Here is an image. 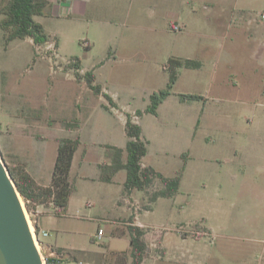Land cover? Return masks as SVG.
Listing matches in <instances>:
<instances>
[{"label": "rangeland", "instance_id": "374dc122", "mask_svg": "<svg viewBox=\"0 0 264 264\" xmlns=\"http://www.w3.org/2000/svg\"><path fill=\"white\" fill-rule=\"evenodd\" d=\"M233 8L244 11L255 25L264 21V0H147L135 5L131 18L144 17L152 27L134 30L129 27L131 22L122 25L119 33L134 41L121 44L116 54L117 33L101 31L86 20L36 16L51 38L44 46H35L30 38L15 39L6 45L0 27V137L7 122L18 117L22 107L28 111L22 116L25 125L35 136L27 140L31 150L55 152L54 136H75L58 121L75 119L84 128V134L95 129L100 132L96 138H85V142L97 143L90 149L94 153L107 152V145L128 139L126 112L135 114L141 110L140 125L150 142V154L145 161L150 160L170 173H183L182 168L188 164L186 179L175 197L180 202L190 200L192 206L174 216V221L189 216L195 220L193 224H177L176 228L197 229L205 218L216 232L234 235L227 238L228 243L252 248V264H263L264 98H259V105L247 107L219 99L209 85L213 75L209 69L196 73L193 68L182 67L168 102L158 109L159 114L145 112L151 104L150 96L167 87V64L171 58H180L178 54L199 55L197 45L206 42L212 47L207 57H217L230 49L238 63L242 61L241 55L247 53L242 48L244 35L238 34L234 42L228 37L211 44L208 38L199 36L200 28L183 27L195 17L207 30L216 28L211 32L222 34ZM189 10L195 13L190 16ZM167 12H178L182 17H166ZM174 25H179L180 30H175ZM234 30L240 33L242 28L235 26ZM90 35L95 38L93 42L96 40L95 46L87 45ZM73 57L81 58L84 68L99 64L95 70H87L94 71L97 82L113 97L117 107L106 108L109 102L103 95L96 94L86 83L79 84L68 67ZM218 68L221 73L226 66L219 63ZM180 94L198 97L181 100ZM50 120L53 125H49ZM134 120L138 121L137 116ZM107 122L112 123L111 134L115 138L111 134L101 135ZM0 151L3 155L1 146ZM80 157L78 153L70 176L76 191L67 212L61 215L55 206L44 209L45 213L39 206L33 214L28 211L36 234V225L40 228L44 245L39 243V248L45 258L44 250L50 245L65 253L62 264H122L117 255L129 248L127 223L134 215L153 233L171 228L165 224L171 219L168 207L173 200L160 197L158 202H150V193L163 187L160 180L149 190L134 189L129 193L124 188L125 169L111 183L87 178V163ZM12 160L15 163L21 159L15 156ZM149 204H154L156 210L147 209ZM99 229L106 233L97 239ZM42 231L48 235L44 236Z\"/></svg>", "mask_w": 264, "mask_h": 264}, {"label": "crops", "instance_id": "0c3cea01", "mask_svg": "<svg viewBox=\"0 0 264 264\" xmlns=\"http://www.w3.org/2000/svg\"><path fill=\"white\" fill-rule=\"evenodd\" d=\"M47 1V6L43 11L44 16H65L72 18V20H86L89 24H95L97 28H100L101 31H114L115 40L119 39L116 42V47L114 53L116 54L120 50V45L130 44L132 40L129 36H122L118 29L125 24L130 25L129 27L136 29H148L152 27L151 23L145 20L144 17L132 19L131 17L135 5H140V3H145L147 0H45ZM168 0H164L166 2ZM175 3V0H173ZM191 1V0H190ZM244 11L241 13L233 8L230 12L231 20L226 23V29L224 33L219 34V32H211L216 30V28H211L207 30L204 24L201 21H198L195 17L191 20V23L183 24L184 29L198 27L201 29L200 32H197L199 36L208 38L211 44L218 42V40L226 41L230 37L231 42H234V38L238 34L244 35L245 41L243 42L242 48L247 50V53L242 54L240 63L235 58L234 54L230 49L222 51L217 57L209 58L207 55L212 50L210 45L207 43L198 44L197 48L199 49V55H190L178 54L180 59H193L199 61V66L193 67L194 72L199 73L204 69H209L211 71L212 79L209 83L212 89L217 93L219 99H225L228 102H235L244 107L248 105H259L260 97L264 98V21L258 22L257 25L251 23V20L245 17ZM192 16L195 11L189 10L187 12ZM142 13H138L141 15ZM189 16V17H190ZM125 17V20H122ZM166 17H178L181 19L182 15L178 12H167ZM188 17V18H189ZM190 22V18L188 19ZM220 21V20H219ZM41 23V22H40ZM43 24V23H42ZM219 22L217 23V25ZM222 24V23H221ZM224 24V23H223ZM237 24V25H235ZM44 25V24H43ZM235 26L242 28L240 33H236L234 30ZM44 27H46L44 25ZM46 29V28H45ZM47 31V29H46ZM90 33V32H88ZM225 37V39H224ZM91 35L86 40L89 47L92 44L96 45V40L93 42ZM32 40V39H31ZM237 40V39H236ZM33 41V40H32ZM93 42V43H92ZM249 48V50H248ZM249 51V52H248ZM210 59V60H209ZM219 63H223L226 66L225 72H221L218 68ZM83 65V64H82ZM99 65V64H97ZM97 65H93V70L96 69ZM82 68L81 72L84 73L87 69ZM185 68V67H183ZM187 68V67H186ZM208 70V71H209ZM79 84L84 85L85 82H79ZM105 91V88H104ZM106 92V91H105ZM239 93L238 96H234L233 93ZM240 94H245L241 95ZM222 97V98H220ZM169 98V97H168ZM166 99L160 107L164 106L169 99ZM159 107V110H160ZM158 113L156 115L159 114ZM27 112L25 109L19 113L18 117L11 118L6 125V130L3 132L0 137V146L4 158L8 164H11L12 159L15 156H18L23 162L28 171L32 176L41 184L48 185L51 183L54 166L58 154V138L59 137H79L81 139V146L77 150L73 165L71 168L70 176L74 170V163L77 154H81V161L87 163L85 171L88 172L86 175L87 178L100 179V164L106 160V151L101 150L94 153L90 147L92 144L96 145V142H85L86 139L96 138L99 135L98 129L89 131L87 134L83 132L84 128L76 130H66L68 132H74L75 136H54V141L57 143V149L55 152L43 151L39 152L38 150H31L27 146V140L30 137H35L34 133L29 131L25 125V121L22 116H26ZM132 111L131 113H133ZM127 113V112H126ZM21 115V116H20ZM30 115V112H29ZM20 117V118H19ZM139 124V116H137ZM126 123V120H125ZM107 126L105 131L101 135H110L114 132V128L111 122L106 123ZM50 125V124H49ZM143 128V126H142ZM112 135V134H111ZM143 136L148 141V154L143 159V166H152L158 171H161L166 176H174L176 173L166 172L162 168L152 164L149 161H145L150 154V142L145 136L143 128ZM112 138H115L112 135ZM19 139V142L16 140ZM128 139L125 142H119L118 144L112 143L114 146L125 148ZM91 162L94 165H91ZM81 165V163H80ZM92 167V169H89ZM243 170V169H242ZM188 172V164L183 168L181 186L184 184ZM91 173V174H89ZM74 196V195H73ZM72 196V198H73ZM71 198V200H72ZM168 198V197H167ZM173 200L171 205H169V216H171L166 226L171 225V228H165L164 232L161 234L153 233L147 227L148 225L144 224L138 216L134 215L133 222H128L127 225H139L146 228L145 241L147 244L146 255L141 264H252L249 260L250 252L252 248H245L239 245H234L228 243L227 238L232 239L234 235L225 234L221 230L215 231L212 226L207 225V219L203 218L200 229H187V228H176L177 224L187 225L193 224L194 217L189 216L184 220L174 221L176 219L174 216L181 215L188 210L189 206H192L190 200H185L183 202L177 201V197L168 198ZM158 202V200L156 201ZM71 203V201H70ZM55 206L51 203L49 206L39 205V208L43 207V213H45L46 208ZM56 207V206H55ZM70 207V205H69ZM153 211L156 210V206L151 205L149 208ZM40 212V210H38ZM42 212V211H41ZM177 213V214H176ZM163 225V224H160ZM158 227V226H155ZM100 230V229H99ZM98 230V231H99ZM127 230L129 228L127 226ZM104 231V235H105ZM126 234V231H123ZM98 234V232H97ZM130 245L126 252H118L119 259L122 260V264H133L132 256V238L130 232ZM103 235V236H104ZM95 237V236H94ZM96 238L99 239L96 235ZM218 238H221L218 242ZM224 241V242H223ZM47 252H52L53 246L46 245ZM62 264V263H61ZM264 264V262H263Z\"/></svg>", "mask_w": 264, "mask_h": 264}, {"label": "trees", "instance_id": "16d2710c", "mask_svg": "<svg viewBox=\"0 0 264 264\" xmlns=\"http://www.w3.org/2000/svg\"><path fill=\"white\" fill-rule=\"evenodd\" d=\"M45 0H0V27L4 31L6 45L15 39L30 38L35 46H44L51 41L44 25L36 20V16L43 14L47 6ZM199 61L193 59L171 58L167 64L170 73L167 87L154 92L150 96L151 104L145 112L157 114L160 105L172 93V89L178 77L179 68H193L199 66ZM68 67L74 71L78 82H85L96 94L103 95L109 102L106 108L117 107L113 97L104 91L103 86L97 82L96 74L93 70L81 72L83 65L79 57L69 60ZM181 100L197 98V95L180 94ZM143 115V111L137 110L135 114L126 113L125 132L128 141L125 148L107 145L106 160L100 164V180L111 183L116 174L125 169L127 177L124 182L126 192L134 189L149 190L157 180L163 183V187L154 189L150 193V202L157 201L160 197H174L179 191L182 180V170L174 176H166L152 166H143V159L148 154V141L143 136L142 126L134 120V116ZM68 130L80 128V123L75 120L58 121ZM54 124L53 120L49 121ZM58 154L53 170L51 183L43 185L39 183L28 171L26 165L21 162L8 164L6 162L12 178L17 188L25 200L26 207L30 213H35L39 205L49 206L53 203L58 207V212L63 215L67 212L72 195L76 191L75 183L70 179V172L73 165L74 156L81 146L79 137H59ZM183 169V168H182ZM151 208V204L146 206ZM133 222V218L131 220ZM197 229L202 228L200 225ZM129 232L132 238L133 264H141L146 255L147 244L145 241L146 229L139 225H129ZM36 232L40 234V228L36 225ZM57 256H46L53 264H61L66 257L62 249H53Z\"/></svg>", "mask_w": 264, "mask_h": 264}, {"label": "water", "instance_id": "95a60500", "mask_svg": "<svg viewBox=\"0 0 264 264\" xmlns=\"http://www.w3.org/2000/svg\"><path fill=\"white\" fill-rule=\"evenodd\" d=\"M0 264H45L28 209L0 151Z\"/></svg>", "mask_w": 264, "mask_h": 264}, {"label": "built area", "instance_id": "2783aa9c", "mask_svg": "<svg viewBox=\"0 0 264 264\" xmlns=\"http://www.w3.org/2000/svg\"><path fill=\"white\" fill-rule=\"evenodd\" d=\"M262 17L264 18V13L262 14ZM175 30H180V26L179 25H174V27H173ZM57 209H58V207H57ZM183 229V228H182ZM165 230V229H164ZM164 230L163 231H160V230H158L157 231V233H163L164 232ZM33 232H34V237H35V241H36V244L37 243H40V244H43L44 245V243H43V241H42V239H41V234H36L35 233V230H33ZM42 234L44 235V236H47L48 235V233H47V231H42ZM104 235V231L102 230V229H100L99 231H98V234H97V237L100 239V238H102V236ZM39 250L41 251V249L39 248ZM45 251V253H47V251L46 250H44ZM42 252V251H41ZM43 254V253H42ZM50 256H52V257H55V256H57V254H56V251H52V252H50ZM44 257V256H43ZM44 260H45V264H53L50 260H48V258H47V256H46V258L44 257Z\"/></svg>", "mask_w": 264, "mask_h": 264}, {"label": "bare ground", "instance_id": "6f19581e", "mask_svg": "<svg viewBox=\"0 0 264 264\" xmlns=\"http://www.w3.org/2000/svg\"><path fill=\"white\" fill-rule=\"evenodd\" d=\"M37 246H38V248H39V243H37Z\"/></svg>", "mask_w": 264, "mask_h": 264}]
</instances>
